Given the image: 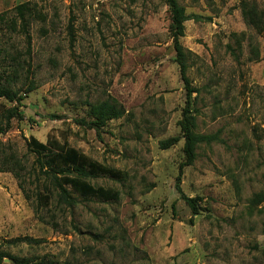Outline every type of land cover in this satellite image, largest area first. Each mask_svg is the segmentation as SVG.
<instances>
[{
	"label": "rangeland",
	"instance_id": "obj_1",
	"mask_svg": "<svg viewBox=\"0 0 264 264\" xmlns=\"http://www.w3.org/2000/svg\"><path fill=\"white\" fill-rule=\"evenodd\" d=\"M177 1L188 18L180 42L189 99L164 0H0V82L21 97L0 99V116L14 107L21 115L0 133V163L17 164L24 189L0 172V245L11 257L27 264H264V203H251L264 191V31L246 25L242 0ZM245 1L264 10V0ZM22 3L32 14L26 33L14 11ZM110 98L123 116L91 126L87 104ZM187 106L195 132L217 136L190 165L180 128ZM30 137L65 141L119 171L118 180H89L118 198L69 191V206L52 190L44 206L38 195L51 187ZM171 137L180 140L161 149ZM180 167L181 193L196 198L197 213L176 191ZM24 237L39 242H9Z\"/></svg>",
	"mask_w": 264,
	"mask_h": 264
},
{
	"label": "trees",
	"instance_id": "obj_2",
	"mask_svg": "<svg viewBox=\"0 0 264 264\" xmlns=\"http://www.w3.org/2000/svg\"><path fill=\"white\" fill-rule=\"evenodd\" d=\"M169 10V32L173 41V48L175 51V62L179 67L181 79L187 91L188 99L191 97L192 89L189 87V82L186 76L187 71V53L181 45L180 39L184 37V22L188 19L185 10L179 5L177 0H164ZM241 14L246 25L252 28L257 33L264 31V10H258L256 6H251L247 1H240ZM16 16L20 21L22 31L26 33V21L32 15L26 3L19 4L14 7ZM27 36V35H26ZM235 36V35H232ZM243 35H239L242 38ZM26 39L29 41L28 36ZM237 44H240L237 40ZM0 99L8 103H19L21 97L17 92L12 90L9 85L0 82ZM88 116L91 118L90 125L95 128L103 127L106 122L119 119L123 116L124 110L121 105L114 99H106L97 103L87 104ZM13 118L20 120L21 115L17 111V107L7 109L5 114L0 116V133L6 130L10 121ZM57 118L50 115L49 119L54 120ZM82 123V122H81ZM83 124V123H82ZM181 133L183 137V153L185 155L186 165L192 164L196 157V150L200 145L204 144L209 146L217 141L215 134H198L195 132L194 117L190 114L189 107L184 108L182 113V120L180 122ZM180 140L179 137H171L159 143L161 149H168L175 145ZM28 148L35 155V160L38 164L41 175L44 176L43 180L48 181V186L44 187V193L39 194L38 198L40 203L47 206L49 199L52 195V190L57 193L59 200L73 205V199L70 197L69 191L75 193L82 198L96 199L100 201H113L118 198V192L112 188L95 187L90 184V179L99 177H109L114 180L121 179V173L114 169L108 168L78 150L69 147L65 141L59 143L54 138H48L46 143L38 142L34 137H30L27 144ZM17 164L9 160H3L0 163V172H11L16 178L19 179L20 189L23 191L22 181L20 180L19 170L16 169ZM181 177V167L178 169L176 176V191L180 194L181 199L189 206L193 213H197L196 198H188L181 193L179 181ZM69 189V190H68ZM253 205H260L264 203V191L258 192L253 195L251 199ZM10 244L21 242H39L32 241V239L16 238L9 241ZM11 260L14 264H27L25 259L11 257L0 245V264L5 259ZM61 264H72L65 261Z\"/></svg>",
	"mask_w": 264,
	"mask_h": 264
},
{
	"label": "water",
	"instance_id": "obj_3",
	"mask_svg": "<svg viewBox=\"0 0 264 264\" xmlns=\"http://www.w3.org/2000/svg\"><path fill=\"white\" fill-rule=\"evenodd\" d=\"M4 261H7L6 259Z\"/></svg>",
	"mask_w": 264,
	"mask_h": 264
}]
</instances>
